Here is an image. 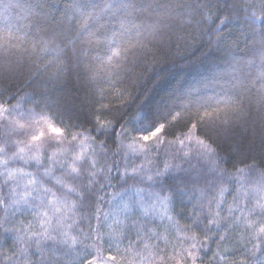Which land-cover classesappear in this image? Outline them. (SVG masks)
<instances>
[{
  "label": "snow or ice",
  "instance_id": "6c2138e0",
  "mask_svg": "<svg viewBox=\"0 0 264 264\" xmlns=\"http://www.w3.org/2000/svg\"><path fill=\"white\" fill-rule=\"evenodd\" d=\"M173 11L165 6L156 13L150 36ZM186 12L183 23L194 15L213 19L210 9ZM257 15L253 10L249 19ZM88 27L81 21L66 44L56 33L27 41L0 36V54L54 52L48 64L58 75L67 49L87 57L100 43ZM116 35L109 54L94 58L92 80L103 72L114 85L129 50L144 46ZM258 79L264 108V71ZM113 90L121 102L130 95ZM26 97L0 100V264H249V253H264V158L247 155L240 143L222 148L209 135L246 117L242 95L186 100L134 136H121L124 127L104 114L110 103L101 102L95 128L84 129L25 108Z\"/></svg>",
  "mask_w": 264,
  "mask_h": 264
},
{
  "label": "trees",
  "instance_id": "16d2710c",
  "mask_svg": "<svg viewBox=\"0 0 264 264\" xmlns=\"http://www.w3.org/2000/svg\"><path fill=\"white\" fill-rule=\"evenodd\" d=\"M262 5L264 0H0V36H23L27 41L56 33L66 44L87 19L85 31H93V39L100 41L88 49L87 57L67 49L62 57L66 64L58 75L55 63L48 64L54 52L0 54V100L15 103L27 93L25 108L34 105L58 123L84 129H94L98 105L110 103L104 113L109 118L117 121L130 112L134 121L143 122L141 129L151 130L169 109L186 100L202 104L211 97L242 95L246 117L231 127L210 130L209 135L222 148L240 143L247 155L264 158V108L256 91L261 83L258 74L264 71ZM165 6L174 9L172 17L156 37L150 36V25ZM189 6L210 9L212 21L194 15L191 23H183ZM253 10L258 14L254 21L249 19ZM122 23L130 31L122 29ZM136 24L143 27L137 29ZM114 34L120 41L139 39L144 46L129 50L118 76L112 77L113 85L103 72L96 80L91 75L97 64L94 58L109 54ZM114 87L130 95L121 102ZM101 89H105L103 100ZM20 163L12 161L9 167ZM262 256L249 253V264H257Z\"/></svg>",
  "mask_w": 264,
  "mask_h": 264
},
{
  "label": "clouds",
  "instance_id": "9594fccd",
  "mask_svg": "<svg viewBox=\"0 0 264 264\" xmlns=\"http://www.w3.org/2000/svg\"><path fill=\"white\" fill-rule=\"evenodd\" d=\"M117 121H120V124L124 127V132L121 133V136H124L125 133L129 136H134L139 134L141 131H148L147 129H141L140 123L134 121L130 112L124 114L122 118H118Z\"/></svg>",
  "mask_w": 264,
  "mask_h": 264
}]
</instances>
